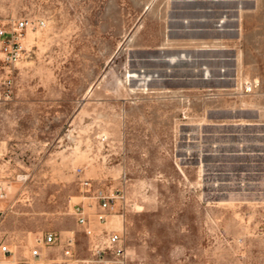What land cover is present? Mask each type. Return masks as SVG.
I'll return each instance as SVG.
<instances>
[{"label":"rangeland","instance_id":"1","mask_svg":"<svg viewBox=\"0 0 264 264\" xmlns=\"http://www.w3.org/2000/svg\"><path fill=\"white\" fill-rule=\"evenodd\" d=\"M248 2L241 71L191 96L174 89L176 0H0L2 229L78 230L102 187L120 195L96 226L127 246L108 264H264V0Z\"/></svg>","mask_w":264,"mask_h":264},{"label":"crops","instance_id":"2","mask_svg":"<svg viewBox=\"0 0 264 264\" xmlns=\"http://www.w3.org/2000/svg\"><path fill=\"white\" fill-rule=\"evenodd\" d=\"M248 1L176 0L171 8H167L166 16L170 28L168 31L171 32L168 38L169 41L175 42L177 51L174 76V89L177 94L190 90V95L193 96L196 89L200 88L214 87L219 92L229 88L231 76L241 71L238 66L242 56V29L248 14L256 8L255 2L248 5ZM173 35L174 39H170ZM171 58L172 56H169L167 60L170 61ZM232 58L237 60L233 70L230 64ZM178 106L180 99L176 102V107ZM74 219L76 221L75 215ZM2 225L3 222H0V244H7L23 264H82L92 256V238L86 235L84 228L79 224L78 230H67L64 233L54 231L59 234V241L54 245L42 247L40 256L35 259L31 258L30 252L36 244V239L33 244H29L26 237L16 242L2 229ZM50 231L53 230L46 232ZM69 238L73 239L72 255L66 256L64 250ZM3 258L0 253V260Z\"/></svg>","mask_w":264,"mask_h":264},{"label":"built area","instance_id":"3","mask_svg":"<svg viewBox=\"0 0 264 264\" xmlns=\"http://www.w3.org/2000/svg\"><path fill=\"white\" fill-rule=\"evenodd\" d=\"M12 29L11 38L9 42L16 43L19 40L21 31L26 27L24 21L15 23ZM6 29L0 27V36L6 35ZM84 184L90 187V182L85 181ZM91 190V188H89ZM93 196L96 200V205H88L90 210H87L85 204H78L74 207L72 213L76 216L77 224L84 228L87 236L92 238L91 253L92 256L85 260L82 264H108L110 258H116L122 261L127 256V246L123 235L117 231L109 230L107 228H98L96 222L99 224L107 223V216L117 208V200L119 198L118 190H108L102 187L93 189ZM5 196L2 187H0V199ZM2 212L0 211V220ZM59 241V234L54 231L46 232L42 236L36 238V244L30 252L32 259L40 256L41 248L44 246H51ZM72 242L73 239L67 240V248L64 250V255H72ZM0 253L4 256L0 260V264H23L15 256L14 251L8 247L7 244H0Z\"/></svg>","mask_w":264,"mask_h":264},{"label":"bare ground","instance_id":"4","mask_svg":"<svg viewBox=\"0 0 264 264\" xmlns=\"http://www.w3.org/2000/svg\"><path fill=\"white\" fill-rule=\"evenodd\" d=\"M130 75H131V73H129V75H128V76H130ZM127 79H128V78H127ZM145 89H147V88H146V86H143V87H142V90H144V91H145Z\"/></svg>","mask_w":264,"mask_h":264}]
</instances>
